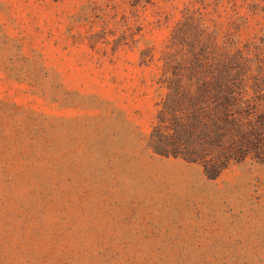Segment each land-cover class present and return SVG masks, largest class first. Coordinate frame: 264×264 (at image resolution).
Returning a JSON list of instances; mask_svg holds the SVG:
<instances>
[{"label":"rangeland","instance_id":"1","mask_svg":"<svg viewBox=\"0 0 264 264\" xmlns=\"http://www.w3.org/2000/svg\"><path fill=\"white\" fill-rule=\"evenodd\" d=\"M182 52L264 78V0H0V264H264V163L150 146Z\"/></svg>","mask_w":264,"mask_h":264},{"label":"trees","instance_id":"2","mask_svg":"<svg viewBox=\"0 0 264 264\" xmlns=\"http://www.w3.org/2000/svg\"><path fill=\"white\" fill-rule=\"evenodd\" d=\"M229 54L182 52L168 63L149 135L155 153L199 163L208 178L246 158L264 163V78Z\"/></svg>","mask_w":264,"mask_h":264}]
</instances>
